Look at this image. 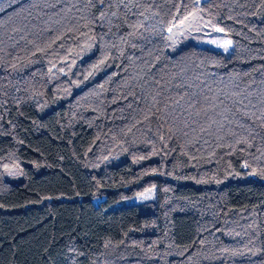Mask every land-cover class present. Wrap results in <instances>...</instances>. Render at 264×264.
<instances>
[{
  "label": "trees",
  "instance_id": "obj_1",
  "mask_svg": "<svg viewBox=\"0 0 264 264\" xmlns=\"http://www.w3.org/2000/svg\"><path fill=\"white\" fill-rule=\"evenodd\" d=\"M198 1L0 0V264H264V0Z\"/></svg>",
  "mask_w": 264,
  "mask_h": 264
},
{
  "label": "rangeland",
  "instance_id": "obj_2",
  "mask_svg": "<svg viewBox=\"0 0 264 264\" xmlns=\"http://www.w3.org/2000/svg\"><path fill=\"white\" fill-rule=\"evenodd\" d=\"M170 29L171 46L173 47L178 46L180 43L196 44L220 51L224 54H230L234 49L232 38L225 34L215 21L210 18H205L199 13L187 17L184 21L173 25ZM216 29H220V31ZM226 41L231 42L227 46V50L222 46ZM156 196V187L152 186L131 197L112 201L108 206L114 208L123 205H138L143 202L154 201L156 200ZM104 199H106L105 196L96 198L94 202L98 203Z\"/></svg>",
  "mask_w": 264,
  "mask_h": 264
},
{
  "label": "snow or ice",
  "instance_id": "obj_3",
  "mask_svg": "<svg viewBox=\"0 0 264 264\" xmlns=\"http://www.w3.org/2000/svg\"><path fill=\"white\" fill-rule=\"evenodd\" d=\"M217 31H220V29H216ZM169 31H171V29H169ZM230 41H226L222 46L225 47V49L227 50V46L230 45Z\"/></svg>",
  "mask_w": 264,
  "mask_h": 264
}]
</instances>
